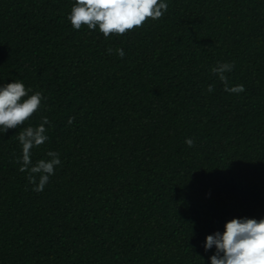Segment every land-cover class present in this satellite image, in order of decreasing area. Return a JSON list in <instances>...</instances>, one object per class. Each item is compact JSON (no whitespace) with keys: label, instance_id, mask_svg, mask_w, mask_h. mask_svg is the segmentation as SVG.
Segmentation results:
<instances>
[{"label":"trees","instance_id":"1","mask_svg":"<svg viewBox=\"0 0 264 264\" xmlns=\"http://www.w3.org/2000/svg\"><path fill=\"white\" fill-rule=\"evenodd\" d=\"M167 2L106 40L73 30V0H0V83L47 97L32 160L62 161L35 192L0 134V264H208L207 235L264 218V0Z\"/></svg>","mask_w":264,"mask_h":264},{"label":"clouds","instance_id":"2","mask_svg":"<svg viewBox=\"0 0 264 264\" xmlns=\"http://www.w3.org/2000/svg\"><path fill=\"white\" fill-rule=\"evenodd\" d=\"M167 0H73L67 20L74 31L86 26L88 31H98L107 40L111 35H124L142 27L148 20H159L168 11ZM107 51L111 54L112 49ZM123 58V48L115 50ZM234 63L217 61L211 72L223 84L228 94L245 92L244 85H231L228 76L234 69ZM214 91L213 85L207 88ZM47 97L40 91H33L22 80L0 83V134L9 129H19L16 137L21 145V155L16 162L19 171L26 173L32 190L41 192L48 185L50 178L62 161L57 151H46L45 158L33 163V149L40 148L49 141L48 131L52 127L47 116H42L38 124L30 123L35 114L44 107ZM75 117H69L71 125ZM185 143L194 146L193 138H186ZM204 251L212 252L208 264H264V218H232L223 225V231L217 230L206 236ZM204 264L206 262L204 261Z\"/></svg>","mask_w":264,"mask_h":264}]
</instances>
